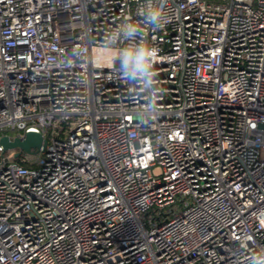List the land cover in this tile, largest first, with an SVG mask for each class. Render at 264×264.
<instances>
[{"label": "built area", "instance_id": "1", "mask_svg": "<svg viewBox=\"0 0 264 264\" xmlns=\"http://www.w3.org/2000/svg\"><path fill=\"white\" fill-rule=\"evenodd\" d=\"M7 130L0 264H264V0H0Z\"/></svg>", "mask_w": 264, "mask_h": 264}, {"label": "water", "instance_id": "2", "mask_svg": "<svg viewBox=\"0 0 264 264\" xmlns=\"http://www.w3.org/2000/svg\"><path fill=\"white\" fill-rule=\"evenodd\" d=\"M0 145L4 151L15 150L14 157L18 158L22 152L33 153L34 149H40L42 146L46 147L47 141L41 133L30 131L24 137H11L9 134L1 135Z\"/></svg>", "mask_w": 264, "mask_h": 264}, {"label": "clouds", "instance_id": "3", "mask_svg": "<svg viewBox=\"0 0 264 264\" xmlns=\"http://www.w3.org/2000/svg\"><path fill=\"white\" fill-rule=\"evenodd\" d=\"M130 59H133L134 61L137 62V66H140V61L143 59V53H137L134 56H130Z\"/></svg>", "mask_w": 264, "mask_h": 264}, {"label": "rangeland", "instance_id": "4", "mask_svg": "<svg viewBox=\"0 0 264 264\" xmlns=\"http://www.w3.org/2000/svg\"><path fill=\"white\" fill-rule=\"evenodd\" d=\"M7 131H8V133L11 134L13 137H15V136L18 134V132L13 131V130H12V131L7 130ZM15 152H16L15 150H8V151H6L5 153H6V155H7V154H11V155L14 156V155H15Z\"/></svg>", "mask_w": 264, "mask_h": 264}, {"label": "trees", "instance_id": "5", "mask_svg": "<svg viewBox=\"0 0 264 264\" xmlns=\"http://www.w3.org/2000/svg\"><path fill=\"white\" fill-rule=\"evenodd\" d=\"M2 133H3V132H2V131H0V136L2 135ZM17 160H18L19 162L23 163V164H27V163H25V162L21 161V158H20V157H18V158H17Z\"/></svg>", "mask_w": 264, "mask_h": 264}]
</instances>
